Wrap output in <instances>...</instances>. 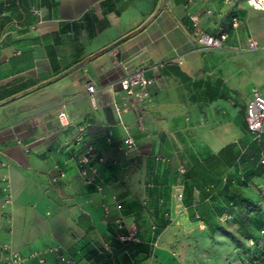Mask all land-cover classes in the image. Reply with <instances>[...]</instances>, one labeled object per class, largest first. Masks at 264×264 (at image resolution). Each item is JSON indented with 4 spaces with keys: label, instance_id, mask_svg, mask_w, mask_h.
I'll return each instance as SVG.
<instances>
[{
    "label": "crops",
    "instance_id": "0c3cea01",
    "mask_svg": "<svg viewBox=\"0 0 264 264\" xmlns=\"http://www.w3.org/2000/svg\"><path fill=\"white\" fill-rule=\"evenodd\" d=\"M191 13L200 30L227 33L221 47H200ZM250 37L264 44V11L246 0H0V176L13 197L0 207V244L21 253L60 244L76 264H148L165 219L204 223L197 207L237 218L242 208L224 204L222 188L248 198L264 174L246 156L256 142L244 117L252 88L264 98V50L248 49ZM137 70L154 79L150 100L119 86ZM113 103L136 142L129 155L118 149L126 133ZM81 123L106 159L108 215L76 170ZM55 165L64 175L52 181ZM118 215L139 244L115 237Z\"/></svg>",
    "mask_w": 264,
    "mask_h": 264
},
{
    "label": "built area",
    "instance_id": "2783aa9c",
    "mask_svg": "<svg viewBox=\"0 0 264 264\" xmlns=\"http://www.w3.org/2000/svg\"><path fill=\"white\" fill-rule=\"evenodd\" d=\"M191 1V0H187ZM246 4L256 10L264 11V0H246ZM190 19L192 21L193 27L198 30L197 41L201 48H219L223 45L227 33L221 31L216 35L208 34L199 27V17L197 14H190ZM232 28L236 29L238 27L237 18H233ZM247 48L253 49H263L264 44H259L255 38H248ZM123 65V64H122ZM125 68V66H124ZM153 78H147L144 75L143 70H137L134 72L126 73L119 80V86L121 90L127 94L133 95L138 100H150V93L148 86L153 83ZM86 90L89 94L91 100H94L95 87L87 83ZM252 97L246 105L245 109V121L249 132L253 135V139L260 144L262 142L264 133V98L261 96L257 88H252ZM115 112L117 113L119 122L125 131L126 135L119 144L118 149L124 154L129 155L136 150V142L134 138L128 133V128L123 124L120 114L124 109L113 103ZM58 121L61 125L69 124L68 115L65 111L61 110L57 114ZM140 124L141 121L139 120ZM106 142L111 141V133L109 132L105 138ZM74 145L77 146L78 151L74 154V162L76 165V170L83 182L87 184L94 185L97 192L100 194L102 200L104 198V188L105 184L100 176L99 168L106 162L104 156L96 152L93 143L86 139V124L81 123L76 126V134L73 139ZM261 162L264 164V155L261 158ZM6 162L0 160V169L6 167ZM57 173L53 175L52 181H56L59 177L64 174L58 168L57 165L54 166ZM111 199L115 203V208L120 209L121 203L118 201L117 195L112 194ZM13 202L12 191L10 186L9 178L6 175L0 176V207L11 205ZM106 215L110 212L109 204L106 201H102L101 204ZM220 221H226L232 218L230 212H224L222 215L217 216ZM174 220V219H169ZM115 227V237L124 242H140V237L138 236V230L133 225H127L124 218L118 215L112 219ZM202 227L204 223L201 221ZM125 228L126 232H121ZM153 229L156 226H152ZM261 235H264V222L261 228L258 229ZM253 244L254 241L250 240ZM76 264V259L73 255L66 253L60 244L46 245L40 249L30 250L26 253H21L19 251L13 250L7 244H0V264Z\"/></svg>",
    "mask_w": 264,
    "mask_h": 264
},
{
    "label": "rangeland",
    "instance_id": "374dc122",
    "mask_svg": "<svg viewBox=\"0 0 264 264\" xmlns=\"http://www.w3.org/2000/svg\"><path fill=\"white\" fill-rule=\"evenodd\" d=\"M246 193L254 205L242 208L241 217L255 218V212L259 211L264 220V174ZM164 223L167 229L160 230L163 233L154 245L148 264H254L253 261L264 264V235L253 224L244 225L241 231V223L233 214L226 221L209 218L211 226L223 225L227 232L216 227L211 230L206 224L202 228L194 220H180L175 224L177 220L165 219Z\"/></svg>",
    "mask_w": 264,
    "mask_h": 264
},
{
    "label": "trees",
    "instance_id": "16d2710c",
    "mask_svg": "<svg viewBox=\"0 0 264 264\" xmlns=\"http://www.w3.org/2000/svg\"><path fill=\"white\" fill-rule=\"evenodd\" d=\"M263 139H264V137L262 138V142L260 144L254 142L250 146L248 152H246V156H251V157H253L252 158L253 160L258 162L259 169L257 170V172L259 175L264 173V164L260 161V159L264 155V140ZM222 197H223L222 200H223L224 204H226L228 207H235L238 210L241 208H250L251 206L254 205V202H252L249 198H247L246 196H243L237 190H235L233 188H228L226 186H224L222 188ZM196 211H197L199 216L203 217L201 219L209 227V229L212 230L214 227H216L218 230H220L222 232H227L226 228L223 225L211 226L209 224V219L204 216V209L197 207ZM258 213H259V211L255 212V214H256L255 218L246 217L245 219H243L241 217L240 213H238L239 215L237 216V220L241 223V226L239 227V229L242 231L245 228L244 225H249V224H253L255 227H257V229L261 228L264 220L262 219L261 215H258ZM163 226L164 225L159 226V229L163 228ZM122 243L124 245L129 244L130 247L132 245L139 244V242H131V241H124ZM253 263L256 264L255 261H253ZM259 263L263 264L262 262H259Z\"/></svg>",
    "mask_w": 264,
    "mask_h": 264
}]
</instances>
